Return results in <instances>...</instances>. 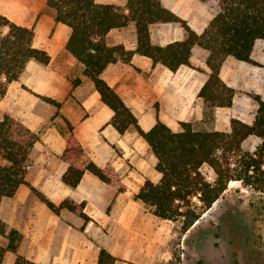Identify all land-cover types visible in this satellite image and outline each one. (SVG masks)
Here are the masks:
<instances>
[{"label":"trees","instance_id":"16d2710c","mask_svg":"<svg viewBox=\"0 0 264 264\" xmlns=\"http://www.w3.org/2000/svg\"><path fill=\"white\" fill-rule=\"evenodd\" d=\"M215 1L218 11L199 33L162 0H127L124 6L97 0H46L54 10L56 21L71 28L66 48L83 64V74L92 80L102 101L113 110L110 123L121 134L132 129L137 131L157 157L160 181L147 179L135 199L142 201L158 217L180 222L182 234L198 223L232 181L240 180L264 193V99L259 94L254 96L258 109L252 123L232 117L230 127L220 130L198 128L192 121H181L176 130L158 118L146 130L103 73L111 63H130L136 53L152 58L154 65L160 63L175 72L184 65H191L196 48L204 49L208 77L198 96L205 105L206 121L215 120L216 109L232 106L236 95V89L221 75L226 59L233 56L257 63L252 54L256 42L264 40V0ZM167 22L180 23L186 31L185 37L166 44L154 43L152 24ZM130 23L136 26V46L128 48L124 43L110 44L108 34ZM34 38L32 27L0 12V100L10 84L20 79L31 60L44 64L50 62V54L36 47ZM79 82L80 79L75 85ZM40 96L61 106V102L50 96ZM68 125L70 135L62 153L68 167L62 180L76 187L85 172L90 171L117 191L125 190L114 166L111 163L100 165L87 156L73 132V125L69 121ZM251 136L260 138L253 150L244 146ZM39 139L37 131L12 115L5 114L0 118V203L2 198L14 196L20 186L28 184L26 175L30 156ZM32 189L53 211L59 213L68 209L86 221L92 219L84 210L85 201L67 197L56 204L35 187ZM0 234L7 239V246L0 245V264L7 250L16 254L14 264H37L18 253L23 234L16 228L8 229L1 216ZM115 261L116 256L101 248L99 264H115Z\"/></svg>","mask_w":264,"mask_h":264},{"label":"crops","instance_id":"0c3cea01","mask_svg":"<svg viewBox=\"0 0 264 264\" xmlns=\"http://www.w3.org/2000/svg\"><path fill=\"white\" fill-rule=\"evenodd\" d=\"M97 1L102 3H115L123 6L127 3V0ZM162 2L165 6L187 20L190 26L199 33L206 28L218 11L216 6L202 2V0H162ZM46 5V0H44L41 5H38L35 0H0V12L22 25L30 26L32 24L28 21L30 16L37 17L40 11L46 8ZM43 12L44 13L40 15L35 25L34 45L47 50L50 54L51 59L46 66L52 65L54 60L57 59L60 70L64 71L68 63L71 65L68 66L70 69L73 64L76 66L80 65L79 67L81 69L83 64L66 48V43L71 34V28L63 22L56 21L54 10L51 11L46 9V11L44 10ZM171 23L173 22L152 24L151 31L155 25L161 24L163 28H165V37L169 38L168 26ZM128 26L134 27L135 31L136 37L131 44V48H133L137 43V32L134 23H130L122 28L113 29L108 34L109 43H124L129 47L128 41L124 39L123 35H121L117 41H111V36L115 31L121 33V31ZM184 30L180 37L160 44H166L170 41L184 38L186 35V31ZM151 37L153 42L157 43L154 41L152 33ZM261 41L264 43L263 39L258 40L252 54L254 60L259 63L238 60L233 56H229L224 62L221 75L223 79L236 90L240 84L239 81L235 79V73L236 71L238 73L239 67L236 64L233 65V67L231 66V76L226 74L229 61L234 59L237 63L241 62L245 63V65H253V67L256 65L257 67L264 68V44L257 49ZM66 52L70 53L71 59L64 61L62 60V56H65ZM193 55L192 61L194 59ZM33 61L34 60H31L28 63L26 69ZM205 67L208 70L206 64ZM131 68L134 69L135 72L133 71V75L129 76L128 69ZM137 68L142 69L144 72H150V75L144 78L142 76L143 74L136 70ZM246 69L248 70V68ZM253 69L255 68L251 70ZM159 71L167 73V71L171 70L160 63L154 65L152 58L136 53L130 63H111L104 71L103 77L120 93L126 103L133 109L139 119V123L144 129H150L157 122L158 118H160L177 130L180 128V126H178L179 123L175 124L172 122V116L170 114H167L162 108L157 109L154 105L156 99H162L165 85L168 83L167 80H160L158 75ZM199 73L201 74V72ZM81 76L82 80L77 85H73L70 79H68L67 73H63L60 77V81L67 90H64L62 93H60L59 88L52 82V74L47 76L43 75L38 79V86L36 88L41 94H46L56 99L59 98V94H62V102L66 99L68 93L72 91L68 101L72 103L81 101L82 108H85L88 112L87 117L84 119H80L78 113V116L65 114L66 110L64 105L60 107V110L72 121L71 123L75 125V127L73 126V130H75V133L80 137L83 143L84 137L87 139H95L97 135H102V137L104 136V138L109 141V143H107L104 138L102 139L104 142L102 145V147L104 146L103 150L111 154H115V148L113 146L110 147V143L116 144L123 156L121 153L116 152V154L113 155V157H115L112 159L111 163L116 169L121 182L126 186V189L117 191L115 187L101 180L90 171L85 172L78 186L72 187L62 180V175L66 171L68 164L63 159L59 160V157L56 155L55 159L57 160L53 159L52 162L53 164L57 163V166L60 165V169L56 171L55 176L48 177L47 179L45 178L44 181H41V189L56 204L61 203L67 197H71L78 202L85 201L86 205L84 210L92 219L87 222L80 215L76 214L77 216H75L71 214V216L68 215V218L74 220V224L63 222L61 219V222L49 223L45 228L47 232H45L43 236L41 235L39 239H31L30 247L32 250L27 253L26 256L37 264H99L100 250L104 247L116 256L115 264H137L145 260V258H143L145 256L144 254L152 251V244H156L157 240H159L160 220H170L158 217L152 213L150 209L148 210L147 206L142 201L136 200L134 197L147 179H151L154 182L160 181L161 173L156 168L157 157L151 151L147 141L137 131L130 132L129 130L124 134L117 131L110 123L114 113L113 110L102 101L101 95L96 90L92 80L84 74H81ZM198 76L197 79L194 81L192 80V84L188 85L186 90L188 97L190 89L193 87L196 88L195 97H198V92L205 83L208 72L204 71V75L200 76L198 74ZM18 81L19 80L13 81L10 84L6 96L12 94L11 91L17 87L16 84ZM244 82L249 85L251 92L261 95L264 99V74L262 76L252 75L251 77L243 79L242 83ZM23 95L26 96L25 94ZM22 99L18 100V103H25L24 99ZM92 99L94 100L92 101ZM174 101L176 103H179V101L182 103L179 109L181 119L192 118L197 109H195V107L193 109L191 104L193 100L188 98L184 101L177 97ZM239 102L240 98H238L236 93L232 106L218 108L231 109L237 106ZM253 105L254 108L251 109L252 114L237 113L234 114V117L252 123L258 109V103ZM12 114L14 115L13 112ZM29 127L32 129L34 128L32 125H29ZM67 139L68 134L64 132L63 127L57 128L53 132L52 144L49 146L56 153L61 154L67 146ZM101 143L102 142H99L97 145ZM117 156L118 159H115ZM129 157L130 159H128ZM60 161H62V163ZM97 163L100 165L104 164L100 161ZM24 185L25 184L20 186L17 192H19ZM99 201L102 202L105 213L101 216H96L95 210ZM66 210L68 211V209ZM63 211H65V209H62V212ZM69 212L72 211L69 210ZM153 225L155 229L154 232H151ZM82 227L84 228L82 229ZM153 233L154 235H152ZM14 262L15 259L12 264H14Z\"/></svg>","mask_w":264,"mask_h":264},{"label":"rangeland","instance_id":"374dc122","mask_svg":"<svg viewBox=\"0 0 264 264\" xmlns=\"http://www.w3.org/2000/svg\"><path fill=\"white\" fill-rule=\"evenodd\" d=\"M35 2L41 5L44 0H35ZM202 2L211 4L217 8L215 0H202ZM46 9L53 10L46 5V8H43L37 17L30 16L28 21L32 24L29 27L35 30L38 18ZM168 27L169 38L165 37V28L161 24L153 27L151 33L157 44L180 37L184 30V27L180 23H171ZM121 35L128 41V48H131V44L136 37L134 27L128 26L121 33L115 31L111 36V41H117ZM263 44V41H261L257 49L261 45L263 46ZM206 56L207 52L204 49L196 48L191 65L183 66L175 72L167 71V73H164L159 71L160 80H167L168 83L165 85L162 99H156L154 105L157 109L162 108L167 114H170L172 116L171 121L175 124L179 123L178 126H180L181 121H192L198 128L207 127L225 130L230 127V121L235 116L234 114H252L251 109L254 108L253 104H257L254 98L257 93L251 92L249 85L246 82L242 83V80L252 75L262 76L264 68L257 67L256 65L255 67L253 65H245V63L241 62L237 63V61L231 59L228 63L226 74L231 76V66L233 67L236 64L239 67L238 73L237 71L235 73V79L240 83L236 90L240 102L231 109L217 108L215 120L206 121V117L204 116L205 105L199 96L195 97L196 88L190 89L189 97L188 93H186L188 85L192 84L199 77L198 74L201 76L204 75V71L208 72L205 67ZM68 59H71V55L66 52V55L62 56V60L66 61ZM256 62L259 63L258 61ZM67 65L71 66L69 63ZM59 66L57 59L49 66L34 60L23 72L16 84L17 87L12 89V94H9V96L5 95L0 100V118L4 117L5 114H10L28 126H34L33 130L37 131L40 135V139L30 156L26 175L28 184L21 187L19 192L13 197L2 198L0 203V216L7 224L8 229L16 228L23 234L18 253L24 256L32 250L30 247L31 239H39L41 235L43 236L47 232L45 228L49 223L61 222L62 220L63 222L74 224V220L69 219L68 215L74 214L77 216V213L73 211L69 212L66 209L63 212L61 210L59 213L52 211L38 193L32 189L35 187L49 198L40 187L41 181L55 176L56 171L60 169V165L57 166V163L53 164L52 162L53 159L57 160L55 159L56 155L59 157V160L63 159L62 153H56L49 146L52 144L53 132L55 129L63 127L64 132L68 136L70 135L68 121H72L65 114L72 116V114L77 115L78 113L80 119H84L88 115L85 108H82L81 101L74 103L68 101L72 91L68 93L63 102L61 101L63 99L62 94H59V98H54L61 102V106H65V114L60 110L61 106L54 105L40 96H48L41 94L36 88L38 86V79L43 75H53L51 80L59 88L60 93L67 90L60 81L63 73H67L68 79H70L73 85H75L77 80H82L83 67L80 69V65L76 66L73 64L71 69L67 66L64 68V71L60 70ZM252 68L255 69L251 70ZM136 70L142 73L144 78L150 75V72H144L140 68ZM133 71L135 72L132 68L128 69L129 76L133 75ZM22 97L25 103H18V100H21ZM177 97L184 101L188 98L193 100L191 102L193 109L194 107L197 109L192 118H180L179 109L182 103L174 101ZM73 126L75 127L74 124ZM131 131L135 130L132 129ZM73 132L75 133V130ZM76 137L84 147L86 155L97 162L104 163L103 165L111 163L115 157L113 155L116 152L122 155L116 144L110 143V147L113 146L115 148V154L103 150L104 146L102 147V145L104 142L102 139L104 136L102 137V135H97L95 139L84 137V143L77 134ZM104 139L109 143L106 138ZM99 142L102 143L97 145ZM259 142L260 139L258 137H249L245 141L244 146L246 149L253 150ZM115 159H118V156ZM60 162L62 163V161ZM206 170L212 173L211 169L206 168ZM147 209L149 210L148 207ZM104 213L105 210L102 202L99 201L98 205H96L95 214L96 216H101ZM154 227L153 225L151 232H154ZM159 231V240H157L156 244H152V251L146 252L143 257L145 260L137 264H264V193L244 185L240 180H234L214 206L187 232L182 234L181 223L173 220H160ZM0 245L7 246V239L1 234ZM14 259V252L7 250L2 264H12Z\"/></svg>","mask_w":264,"mask_h":264}]
</instances>
